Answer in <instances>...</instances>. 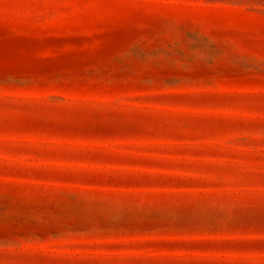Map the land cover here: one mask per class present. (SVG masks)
<instances>
[{"label":"rangeland","instance_id":"rangeland-1","mask_svg":"<svg viewBox=\"0 0 264 264\" xmlns=\"http://www.w3.org/2000/svg\"><path fill=\"white\" fill-rule=\"evenodd\" d=\"M0 264H264V0H0Z\"/></svg>","mask_w":264,"mask_h":264}]
</instances>
